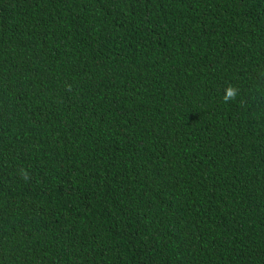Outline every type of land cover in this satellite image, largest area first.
I'll use <instances>...</instances> for the list:
<instances>
[{"label": "trees", "instance_id": "16d2710c", "mask_svg": "<svg viewBox=\"0 0 264 264\" xmlns=\"http://www.w3.org/2000/svg\"><path fill=\"white\" fill-rule=\"evenodd\" d=\"M0 264H264V0H0Z\"/></svg>", "mask_w": 264, "mask_h": 264}]
</instances>
